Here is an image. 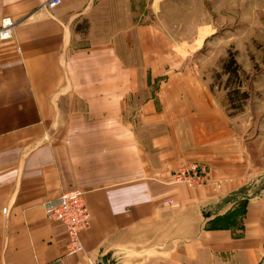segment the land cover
<instances>
[{
  "label": "crops",
  "instance_id": "1",
  "mask_svg": "<svg viewBox=\"0 0 264 264\" xmlns=\"http://www.w3.org/2000/svg\"><path fill=\"white\" fill-rule=\"evenodd\" d=\"M44 1L0 0L14 23L0 43V264H264V180L217 165L208 93L169 79L160 105L127 117L139 76L114 40L89 37L102 0ZM180 162L208 165L211 183L174 182ZM70 189L90 215L81 253L43 210Z\"/></svg>",
  "mask_w": 264,
  "mask_h": 264
},
{
  "label": "rangeland",
  "instance_id": "2",
  "mask_svg": "<svg viewBox=\"0 0 264 264\" xmlns=\"http://www.w3.org/2000/svg\"><path fill=\"white\" fill-rule=\"evenodd\" d=\"M86 22L89 37L114 40L130 64L124 68L139 76L127 117L150 98L160 105L169 79L188 85L192 99L205 91L223 124L217 165L238 183L264 180V0H102ZM188 164L204 166L207 176L176 183H211L208 165Z\"/></svg>",
  "mask_w": 264,
  "mask_h": 264
},
{
  "label": "built area",
  "instance_id": "3",
  "mask_svg": "<svg viewBox=\"0 0 264 264\" xmlns=\"http://www.w3.org/2000/svg\"><path fill=\"white\" fill-rule=\"evenodd\" d=\"M60 0H45L44 5L51 9L59 4ZM12 20L5 16L0 19V43L11 38L13 30ZM180 163L176 172L172 173V180L179 182L183 179L194 184L201 183L200 180L206 175L204 166ZM201 176V177H198ZM44 214L48 219L60 222L65 229L67 237L66 250L69 253H81L82 243L79 235L89 224L90 215L83 199L81 189H70L60 193L57 197L43 203Z\"/></svg>",
  "mask_w": 264,
  "mask_h": 264
}]
</instances>
